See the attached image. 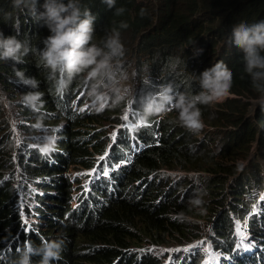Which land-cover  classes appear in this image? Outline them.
<instances>
[{"label": "clouds", "instance_id": "9594fccd", "mask_svg": "<svg viewBox=\"0 0 264 264\" xmlns=\"http://www.w3.org/2000/svg\"><path fill=\"white\" fill-rule=\"evenodd\" d=\"M102 3L110 9L115 6V0ZM14 6L26 9L25 20L42 21L50 33L37 39L28 34L20 41L18 18L17 35L5 38L0 32V88L11 81L13 87L3 93L5 98L15 97L17 91L22 96L19 124L9 120L16 137L14 151L35 149L46 162L53 153L69 154L74 162L59 175H37L26 182L22 180V167L16 166L12 187L18 230L1 250L0 260L5 264L64 263V238L60 232L59 236L50 232L45 217L52 213L56 186L62 178L70 185L60 215L62 228L77 226L78 216H95V210H105L117 200L145 204L153 201L167 207L177 195L180 179L184 208L168 221L179 224L180 231L173 229V233L162 236L169 245L133 242L131 251L142 257L155 255L160 264H264V178L260 172L262 189L243 182L240 193L233 196L235 184L232 182L228 188L224 211L230 222L224 230L229 233L222 234L214 229L209 196L198 191L196 185L199 180L204 184L197 177L206 173L173 169L158 162V156L152 159L153 151L161 146L164 133L170 129L168 114L172 110L183 129L196 132L205 126L202 105L234 97L230 93L233 73L227 65L218 61L199 76H185L180 86L169 81L151 87L150 78L139 79L135 73L137 60L145 58L134 53V47L125 57L118 31L102 32L95 38L97 17L83 0H44L43 4L39 0H14ZM41 8L43 11H38ZM229 42L243 53L244 69L253 89L260 94L264 110V20L235 24ZM122 63L123 77L117 73ZM181 63L179 57L173 58L171 70ZM39 76H46L48 82H41ZM131 78L133 86L127 83ZM140 82H146L145 87ZM194 82L200 88L195 93ZM181 87L187 90L181 91ZM76 148H81V157L76 156ZM142 156L155 164L149 169L139 165ZM241 174L240 167L236 177ZM235 201L242 204L235 207ZM201 209L205 213L198 221ZM52 216V223H57V215ZM137 234L145 239L143 233ZM167 248L169 251L161 253ZM211 253L219 256L218 260L209 258Z\"/></svg>", "mask_w": 264, "mask_h": 264}, {"label": "trees", "instance_id": "16d2710c", "mask_svg": "<svg viewBox=\"0 0 264 264\" xmlns=\"http://www.w3.org/2000/svg\"><path fill=\"white\" fill-rule=\"evenodd\" d=\"M43 2L39 0V4ZM83 4L91 8L97 17L95 38L102 32L118 31L125 46V57L134 47V53L145 58L144 61L137 60L135 73L139 79L150 78L151 87L157 88L169 81L180 86L185 76L189 79L190 74L199 76L218 61H223L232 71L233 87L230 93L234 97L219 104L202 105L205 126L196 132L183 129L177 122V113L172 110L168 114L170 129L164 133L161 146L152 154V159L158 156L157 161L170 168L206 173L197 178L204 181V193L211 200L214 229L228 234L224 230V226L230 222L228 212L224 211L227 190L233 182V196L240 193L244 179L236 175L254 146L257 151L251 162L264 161V110L260 107V94L253 89L244 69L243 53L231 46L229 37L235 24H253L264 20V0H115V6L111 9L102 0H83ZM121 8L123 12L117 11ZM141 10H144L143 16ZM26 12V9L22 11L15 7L14 0H0V32L5 38L17 35V18V38L20 41L28 34L35 39L37 36L46 38L50 34L42 21L25 20ZM30 41L33 43L34 40ZM176 57L182 63L173 71L170 64ZM39 80L48 82L46 76H39ZM145 83L140 82L144 87ZM13 84L11 81L5 83L4 89L13 87ZM192 88L194 93L200 90L195 82ZM184 90L187 89L181 87V91ZM22 117H26L24 112ZM9 120L7 110L0 101V252L18 230L12 187L16 166L22 167V180L26 182L37 175H59L74 162L69 154L53 153L46 162L45 156L35 149L25 153L14 151L16 137ZM76 149V156L81 157V148ZM140 164L149 166V169L155 163L148 156H142ZM256 174V171L251 173L253 179L249 180V185H260L259 189H262V177ZM181 189L179 179L177 195L167 207L161 203L153 204V201L152 204H145L117 200L105 210H95V216H78L75 221L77 226L62 228L60 215L70 191L69 183L62 178L56 186L57 196L52 213L45 217L48 228L52 229L50 232H60L64 238L66 252L62 254L63 264H160L157 256H138L131 248L133 242L169 245L165 244L162 236L173 233V229L180 231L179 224L168 221L184 208ZM186 200L187 197L184 198ZM238 204L242 202L235 201L233 206L237 207ZM235 207H231V210L234 211ZM54 214L59 218L55 224L52 223ZM138 232L143 233L146 240ZM79 246L83 253L75 249ZM0 264H5V261L0 260Z\"/></svg>", "mask_w": 264, "mask_h": 264}, {"label": "rangeland", "instance_id": "374dc122", "mask_svg": "<svg viewBox=\"0 0 264 264\" xmlns=\"http://www.w3.org/2000/svg\"><path fill=\"white\" fill-rule=\"evenodd\" d=\"M118 69H120L122 71V73H120L118 71ZM118 69H117V73L121 77L125 76L124 66H121V68H118ZM127 83L130 84L131 86H133L134 85V79L131 78V79L127 80ZM0 90H1V92H0L1 93L0 101L3 103L5 109L7 110L8 116L10 117L11 121L14 124L18 125L20 120H21L20 105L22 104V100H21L22 96L17 91L14 94V96L17 97V99L15 97H12V96H7L5 98L3 93H7V90L3 89L2 87L0 88ZM221 101L222 100H218L216 102H221ZM17 116H18V118H16ZM256 151H257L256 149H253L251 151L249 157L242 163V166H241L242 174L240 176H242L243 179H244V181H243L244 185H247L249 183V180L253 179V177H251V173L253 171H256V173H257L256 175H258L259 172H260L261 176L264 178V161L256 160L255 162H251L252 159H253L254 154L256 153ZM179 174L182 175L181 173H179ZM189 174H192V173H189ZM192 175H194V174H192ZM198 182L199 183H196L198 191H201V192L204 191V189H205L204 184L200 180ZM201 196H202V194H201ZM204 213H205L204 209H201L198 212V214H199L198 217H197L198 221H202V219H203L202 216L204 215ZM177 219L181 220L182 218L178 217ZM239 229H240V226H239ZM52 234L55 235V236H59L58 233H52ZM78 244H80V243H78ZM80 246L76 247L75 249L79 253H83V252H81ZM167 251H169V248H167L166 250H161V253H164V252H167ZM204 251H205V249H204ZM209 258H211L213 260H218L219 256H217L216 254L211 253V254H209Z\"/></svg>", "mask_w": 264, "mask_h": 264}]
</instances>
